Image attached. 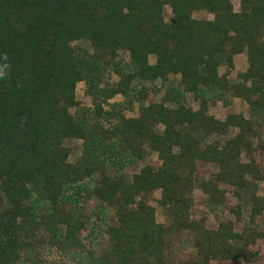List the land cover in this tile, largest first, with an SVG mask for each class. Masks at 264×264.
<instances>
[{
	"label": "trees",
	"instance_id": "trees-1",
	"mask_svg": "<svg viewBox=\"0 0 264 264\" xmlns=\"http://www.w3.org/2000/svg\"><path fill=\"white\" fill-rule=\"evenodd\" d=\"M0 72V264H264V0H0Z\"/></svg>",
	"mask_w": 264,
	"mask_h": 264
},
{
	"label": "rangeland",
	"instance_id": "rangeland-1",
	"mask_svg": "<svg viewBox=\"0 0 264 264\" xmlns=\"http://www.w3.org/2000/svg\"><path fill=\"white\" fill-rule=\"evenodd\" d=\"M235 10L239 11L240 9V0H231ZM170 9L167 7L165 10V15L166 18L169 19L170 18ZM204 16H207L209 19H213V15H206L205 13H196L195 17L197 18H202ZM247 68V61H246V55L240 56L238 57L236 64H235V69L231 72L230 78L232 80H236L238 73H240L241 71H244ZM226 72L225 68H220V74H224ZM116 80V78H115ZM159 86H161V83H158ZM77 97L78 100L81 102L82 106H89L91 105V98L88 97L85 93V86L84 84H80L77 87ZM157 99L155 97H149V102H155ZM192 106L194 108H196V104L192 103ZM242 112L245 116L248 117V106L246 105L245 102H243L240 99H234L233 100V104L231 106H224L222 103H218L216 105L211 106L210 108V113L215 116L216 119L224 121L226 119V117L230 114L233 113H239ZM128 117H137L138 116V110H135L134 112L131 113H127ZM67 145L69 147L72 148L73 150V155L71 157V161H75L81 154V148H82V143L80 141L77 140H70L67 142ZM243 161L246 162V158L245 155L243 156ZM149 163L158 166L160 164L159 159L157 158V156L153 155L150 160ZM143 164H141L139 167H137L136 169L131 170L132 172H138L140 170V167H142ZM214 170V168L208 164H200L199 165V171L197 174V178L198 179H202L204 177L209 176V174ZM264 194V186L261 185L260 186V191L258 193L259 196ZM194 195L197 198V204H196V209H195V214L196 216H200V213L203 211H207L206 205H205V196L203 195V192L199 189L196 188L194 191ZM161 198V192L160 191H156L154 193V200L151 202V204L153 206H156V201L159 200ZM228 199H229V204L231 205H236L237 201L235 198H232V195L229 193L228 194ZM220 217L227 219V218H231L228 210H225L224 213H220L219 214ZM157 220L159 223H166L167 222V218L158 214L157 215ZM212 222V221H211ZM214 264H236L235 262L232 261H228V262H214Z\"/></svg>",
	"mask_w": 264,
	"mask_h": 264
},
{
	"label": "clouds",
	"instance_id": "clouds-1",
	"mask_svg": "<svg viewBox=\"0 0 264 264\" xmlns=\"http://www.w3.org/2000/svg\"><path fill=\"white\" fill-rule=\"evenodd\" d=\"M3 75V73L2 72H0V76H2Z\"/></svg>",
	"mask_w": 264,
	"mask_h": 264
}]
</instances>
